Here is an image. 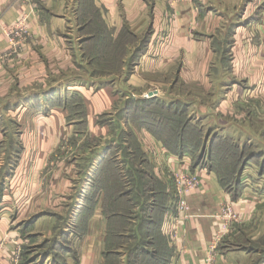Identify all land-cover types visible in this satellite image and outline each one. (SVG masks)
Wrapping results in <instances>:
<instances>
[{"label": "crops", "instance_id": "1", "mask_svg": "<svg viewBox=\"0 0 264 264\" xmlns=\"http://www.w3.org/2000/svg\"><path fill=\"white\" fill-rule=\"evenodd\" d=\"M24 14L28 18L29 37L21 46L20 51H24L22 54L14 55L0 28V88L1 83L6 82L8 89L14 81L13 76L11 79L10 66L18 64L15 59L19 56L21 58L18 62H23L24 69L27 68L25 77L22 78L25 88H28L27 82L34 80L28 79V74L35 68H43L40 69L41 75L38 77L43 89H30L33 93L27 89L29 91L24 92V97L28 95L29 98L24 103L30 102L31 96L35 94L45 96V100L52 98V95L59 96L56 102L58 99L60 102L63 97L82 94L83 99L88 102L89 111L95 113L107 109L106 105L117 96L115 90L112 94L109 92L114 88L126 100L129 99L128 95L136 98L133 91L141 93L149 85L156 84L161 88L157 96L167 101L177 94L178 87L191 84L213 88L214 85V91L208 94L211 98L215 95L219 97L215 105L216 112L235 114L243 100L248 101L255 95L251 103L258 117L257 121L264 124V0H183L175 5L167 0H0V22L11 24ZM99 34L104 35L101 37ZM128 36L137 42L136 46L128 45ZM165 36L164 43L160 44ZM102 42L106 50L104 55L109 59L114 58L115 50H123L122 56L126 58L116 55L112 63L126 66L128 55L133 51L137 54L132 63L133 67L128 68L127 76H124L126 67L119 75L113 73L100 81L87 79L71 71L67 77L60 75L76 66L78 61L74 62L73 59L86 46L93 47L94 55L99 57L101 54L96 53L95 48ZM223 60L226 61V66ZM12 62L14 64L11 65ZM6 64L10 66H5ZM82 64L85 62H81L79 66ZM69 67L71 68L68 69ZM50 80L55 81L53 85H49ZM97 83L102 88L105 87L102 89L105 93H94ZM121 84L124 88H120ZM9 92L10 88L7 93ZM96 96H104V100L100 98L102 102L99 103L95 101ZM188 97L191 98L192 95ZM184 101L187 103V99ZM124 102L123 111L128 118L126 122H131L130 105L128 106V101ZM52 106H42L40 112L51 107L53 115H42L40 124L45 127L39 131L33 155L30 158H24L29 157L26 153L21 155L22 159L16 167L19 172L22 167L24 175H28L27 166H31L27 161H33L32 164L40 173L49 153L58 147L63 148V145L59 146L61 136L65 133V122L60 108L62 105L54 103ZM20 107L25 109L27 106L15 105L12 111L19 112ZM202 108L206 110L209 107L202 106L195 111L198 114L207 111ZM37 114L35 118L39 120L40 115ZM228 123L221 120L215 127L226 130L230 126ZM104 129L106 132L107 128ZM142 131L144 143H151L152 140L153 144L163 143L159 140L161 135H154L145 129ZM20 141L24 152L29 150V145L32 144L29 137L23 136ZM127 141H119L120 144L116 142L113 145L109 141V144L95 147L90 158L92 164L88 167L86 185L83 186L85 195L81 198L78 213L68 231L71 239L75 236L72 240L75 251L66 254L63 264H103L111 256L119 257L123 261L128 256V250H123V246L134 240L133 234L138 224L146 232L145 239L151 248L145 252L151 256L150 263L205 264L209 245L222 229L217 215L228 203H232L235 211L241 215V221L230 223L229 232L219 243L212 264H244V258L250 260L252 255H257L255 252L242 251L245 250L242 240L248 235L249 238L261 236L264 231V223L258 224L263 215L261 210L264 209L262 168L259 169L257 165L249 162L237 182L234 179L236 176L232 175L231 182L226 185L212 168L224 157L220 158L210 148L212 165L205 156L204 164L196 163L191 166V169L200 171L203 181L188 196L191 217L183 226L180 241L174 245L161 229L166 215L173 211V180L170 185L161 175L165 177L166 172L178 164L175 162L172 166L173 156L187 158L188 154H196L191 147L192 143L187 142L183 134V139L177 140L176 145L165 140L163 148L160 146L152 149L153 153L148 156L140 145V162L150 167V173H134L132 165L139 166V163L133 162L135 154L133 149L128 148L129 140ZM217 141L219 140H214L210 146L213 147ZM0 143H6L1 131ZM221 143L226 144L228 140ZM117 144L122 148L126 146V153L121 147L117 151ZM14 157L16 153L12 152V159ZM1 166L0 163V169ZM137 177L143 180L141 195L148 198L147 202L151 206L146 208V216L141 223L137 219L141 209L137 199L139 193L133 186V179L136 180ZM55 183L52 181L50 185ZM36 186L39 196L47 187L46 184L41 186L40 182ZM8 193L6 190L2 195L0 193V264H12L10 254L14 241L20 238L21 228L24 229L32 214L37 217L35 225L39 227L36 232L38 235L42 236L44 232L51 231L48 225L50 214L42 210L46 207L44 198L36 200L34 204L33 200L36 198L24 196L18 200L20 204L17 207H23L21 212H13L10 208L11 196ZM259 226L260 232L257 230ZM241 231L242 235L238 236ZM156 236L164 240L162 245H166L167 251H164L160 243L157 245ZM115 241L120 242V247L113 246ZM52 253L45 254V258L55 255V252ZM52 258L50 264L55 263Z\"/></svg>", "mask_w": 264, "mask_h": 264}, {"label": "rangeland", "instance_id": "2", "mask_svg": "<svg viewBox=\"0 0 264 264\" xmlns=\"http://www.w3.org/2000/svg\"><path fill=\"white\" fill-rule=\"evenodd\" d=\"M89 9L91 10V8ZM103 35L104 34H99L101 37ZM127 43L129 46L137 45V42L132 40L129 36L127 38ZM98 45H96L95 51L101 54L99 57L94 55V50H92L93 47L91 46H86V48L82 50V53L80 50H77L78 57H74L73 59L74 62L76 60L78 61L76 66L74 65L73 69L69 67L68 69L70 70H68V72H62L60 75L67 77L70 75L69 71H71L73 74L79 73V75L81 74V76L87 79H96L100 81L113 73H115L114 75H119L118 73H122L123 69L126 67L127 72L124 76H127L128 68L130 67L129 63H132L136 53L132 50L133 52L128 55V64H126V66L118 65L112 63V61L115 60L114 58L116 55L121 56V58H126L122 56L123 50H115L113 55L114 58L109 59V57H105L104 55L106 51L104 49V42ZM23 52L24 51H20L19 48H17L14 55L22 54ZM229 57H231V55ZM20 58L19 56L15 59L16 64L18 63L16 66L5 65L10 66L12 70L10 71L11 79H13L12 76L15 79L11 82L8 89H6V82H3L4 85L1 83L0 88V131L6 142L0 143V163L2 165V169H0V193L2 195L4 190L9 191L8 194L11 196L10 208L13 212H15V210H17L16 212H21L23 207H17L20 204L18 200L23 199L24 196L36 198L33 200L34 204L36 200L44 198L46 207H43L42 210L50 214L51 220L48 225L51 231L44 232L42 236L38 235L36 232L39 231V227L35 225L37 217L35 219V216H32L33 214L31 217L29 216L30 218L28 217L29 219L26 221L27 223L23 227L24 229L21 228L20 238L14 241L12 252H16L18 257L16 258L15 255L12 253L10 254L12 264H37L36 262L38 261H41V264H46L48 262V264H50L52 262L50 261L52 257L53 261H55L53 264H57V262L63 264V262L66 261V254L75 251V244L73 243L74 241H72L75 236L71 239L68 236V231L70 230L74 216L78 213L81 198L85 195L83 186L86 185L88 167L92 164L90 158L94 154L95 147L99 144H109L110 141L113 145L123 140L128 142V139V148L133 149L135 154L133 162L135 164L139 163V166L132 165L134 169L133 172L138 173L142 171V173H150V167L147 166L146 163L140 162L142 159L140 155V145L148 156L151 152L153 153L152 149L160 148V146L163 148L165 140H168L172 145H176L177 140L183 139L184 134V138L185 140L187 138V142L193 144L199 143L200 149H194L196 152L194 157L196 160H201L202 164L206 156L208 162L212 165L210 148H212L220 158L224 157L218 160L212 168L226 185L231 182L232 175H238V167L241 163L244 165V163L251 162L264 171V124L257 121L258 117L255 114L253 103H251L255 95L248 101L247 99L243 100V102L240 103L239 110L235 114L231 112L226 114L216 112L215 105L219 97L215 95L211 98L208 94L214 91V85L213 88H205L204 86L198 87L191 84H187V87H178L177 94L167 101L157 96L161 88L157 87L156 84L149 85V87L141 93L133 91L135 93L132 92V94L135 96L137 95L136 98H130L131 96L128 95L129 99L126 100L124 95H118L117 89L114 88L109 90V92L112 94L115 90L117 96L113 97L109 105H106L107 109H104V107L102 112L96 111L95 113L89 111L88 102L86 99H83L82 94H73L68 98L63 97L60 102L59 99L58 102L55 101L59 96L56 97L52 95V98L45 100V96L35 94L31 96L30 102L24 103V101H28L29 98L28 95L24 97V92L28 93L30 89L34 91L43 89L42 83L38 79L39 75H41L40 69L43 68H35L28 74V79L34 78V80L32 82H27L28 88H25L22 78L25 77L27 68L25 70V64H23V62H18ZM82 59H85V61ZM81 62H85V64L79 66ZM14 63L12 62L11 65ZM56 67L59 68V65L56 64ZM56 67H54V69ZM58 73L59 72H54V74ZM54 76L56 77V75ZM54 82V80H50L49 85H53ZM102 87L103 86L97 83V87L93 90L94 93H98V95L105 93L102 92V89L105 87ZM9 88L10 92L8 94ZM120 88H124L122 84ZM31 90L30 92L33 93ZM179 90L181 91L179 92ZM99 91L101 93H99ZM150 92H155L156 97L147 98V94ZM13 93H15V95H13ZM190 95H192L191 98L188 97ZM100 98L104 100V96H96L95 101L101 103L102 100L100 102ZM171 99L173 101H171ZM185 99H187V103L184 101ZM14 100L15 102H13ZM124 101H128L127 104L128 106L130 105L131 112H129V116H131V122H126L128 118H126V114L123 111V107L125 106ZM54 103H61L62 105L60 108L62 110L63 122H65V133L61 136L59 146L63 145V148L59 149L58 147L49 153L48 159L40 173L32 164L33 161H27L28 164L31 163V166H27L28 175H24L22 167H20V172L17 171L16 167L20 163V159H22L21 155L23 156L25 153L29 155V157L24 156V158H30L31 155H33L34 149L36 148L35 142L38 141L39 131L42 127H45V125L40 124L42 115L45 114L48 115V117L53 115L51 114V107L40 112L42 106H44V104L52 106ZM24 104L27 106L25 109L20 107L19 112L12 111L13 106H23ZM207 104L209 106H207ZM202 106L209 108L206 109L207 111L202 108L206 112L198 114L195 110ZM240 112H242V114H240ZM36 114L40 115L39 120L37 117L35 118ZM203 116H205V118H203ZM42 120H45V118ZM221 120L229 122L228 124H230V126L228 129H216L215 126L217 122ZM105 127L107 128L106 132L104 131ZM183 128L185 129L182 130ZM144 129L150 131L154 135H161V138L158 139L163 143L159 142L160 144H153V140L151 143H144L141 133L144 132L142 131ZM223 130L225 133H223ZM23 136L29 137V141H32V144L29 145V150L27 149L26 152H24L22 142L20 141V138ZM214 140L219 141L214 143L212 147L210 145H213ZM227 140L228 143H221ZM210 142H212V144ZM119 144L115 146L117 151L121 147ZM123 147L126 148V146ZM124 148H122L123 152L126 153ZM12 152L16 153V157H14V159L16 158L15 160L12 159ZM239 154L244 155V160L245 156H248L246 162L243 159L238 162ZM249 158L251 159L249 160ZM116 162L119 163L118 161ZM174 163H172V166ZM38 173L40 176H38ZM166 173V176L164 177L161 175V178H165V180H168L170 185H172L173 178H171V169ZM39 179H41V181ZM234 179H236L237 182V177ZM52 181L56 182L55 185H50ZM39 182L41 186H45V184L47 186L40 196L37 192L38 186H36ZM133 186L138 189L139 193L137 199L141 209L138 212L139 215L137 219L138 222L141 223L146 216V208H148V206L150 208L151 206L147 202L148 198L141 195V191H143V180L139 177H137L136 180L133 179ZM76 195L77 199L75 200ZM149 202H151V200H149ZM174 203H176V200H174ZM261 211L263 215L261 219H259L258 224L264 223V209ZM33 218L34 221H31ZM257 228L258 232H260V226ZM134 232V240L128 242L127 246H123V250H128V252H126L128 256L126 255L123 261L119 257L111 256L107 258L103 264H158L154 261H152L154 263H150V254L139 252L136 249V246L140 245L145 250H151L150 246H148L149 243L145 239L146 232L142 231V227L139 224L135 227ZM242 233L243 231H241L238 236H241ZM252 233L256 234V232ZM68 238L70 239L68 240ZM156 241L158 246L160 243L164 251H167L168 248L166 245H162V241L164 240L156 236ZM242 241L245 246V250L242 251L257 253V255H252L250 260L244 258V264H263L264 231L261 233V236H256V238H249V235L246 237L244 236ZM63 244H65L67 249H64ZM113 246L115 248L120 247V242L115 241ZM48 252H55V255L51 258H45V254Z\"/></svg>", "mask_w": 264, "mask_h": 264}, {"label": "built area", "instance_id": "3", "mask_svg": "<svg viewBox=\"0 0 264 264\" xmlns=\"http://www.w3.org/2000/svg\"><path fill=\"white\" fill-rule=\"evenodd\" d=\"M30 1V0H25ZM171 5L183 0H167ZM0 28L6 35L9 42L11 50L14 52L21 49L22 44L29 37L28 29V18L27 14L21 15L16 21L11 24H5L0 22ZM165 37L160 41L163 44ZM147 94V98L153 96ZM174 159L171 160L172 163L178 162L175 168H171L172 178H173V191L176 200L174 203L173 211L166 215V220L163 223V231L170 239L171 243L174 245L178 244L181 239V233L183 231V226L186 221L190 219L191 215L189 213L190 206L188 203V196L193 191L196 190L203 181V176L198 170L191 169L192 158L187 156V158H180L179 156H173ZM204 164V163H203ZM206 164V163H205ZM218 220L222 224V229L217 232L213 238L211 244L209 245V255L206 259L205 264H212L214 260V255L216 254V249L219 243L222 241L223 237L229 232L230 223L241 221V215L235 211L232 203H228L222 212L217 215ZM13 255L18 257L16 252H12ZM18 264V263H15Z\"/></svg>", "mask_w": 264, "mask_h": 264}, {"label": "trees", "instance_id": "4", "mask_svg": "<svg viewBox=\"0 0 264 264\" xmlns=\"http://www.w3.org/2000/svg\"><path fill=\"white\" fill-rule=\"evenodd\" d=\"M137 56V54L136 55H134V57H136ZM134 59V58H133ZM223 63H224V66H226L227 65V63H226V61L225 60H223L222 61ZM132 63H133V61H132ZM132 63L130 64V67L129 68H132L133 67V65H132ZM155 97V96H154ZM154 97H151V98H154ZM192 146V148L193 149H198V147H200V145H199V143H195V144H191ZM189 156H191V154H188ZM191 158H192V163H191V166L194 164H196V163H199V164H202V161L201 160H196L195 159V157L194 156H191ZM247 158H248V156H245V160H244V155L243 154H239V156H238V162H240L242 159L246 162V160H247ZM251 158H249V160H250ZM243 163H241V165L238 167V175L236 176L237 178H239V177H241V175H242V172H243V169L245 168V165L247 164H245L244 163V165H242ZM192 168V167H191ZM240 191V190H239ZM35 219H36V217H35ZM31 221H34V218L33 219H31ZM161 229H162V231H163V224H162V227H161ZM164 232V231H163ZM168 237V236H167ZM64 249H67L66 247H64ZM136 249L139 251V252H146L147 250H145L142 246H140V245H137L136 246ZM168 250V249H167ZM160 264H163V262H161Z\"/></svg>", "mask_w": 264, "mask_h": 264}, {"label": "water", "instance_id": "5", "mask_svg": "<svg viewBox=\"0 0 264 264\" xmlns=\"http://www.w3.org/2000/svg\"><path fill=\"white\" fill-rule=\"evenodd\" d=\"M155 92H156V91H155ZM155 92H150V93H151L150 95L153 96Z\"/></svg>", "mask_w": 264, "mask_h": 264}]
</instances>
